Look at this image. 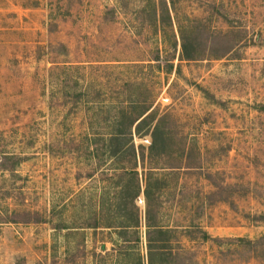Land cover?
Instances as JSON below:
<instances>
[{
  "label": "rangeland",
  "instance_id": "374dc122",
  "mask_svg": "<svg viewBox=\"0 0 264 264\" xmlns=\"http://www.w3.org/2000/svg\"><path fill=\"white\" fill-rule=\"evenodd\" d=\"M147 107L152 264H264V0H0V264H148L142 220L115 226L132 156L100 139Z\"/></svg>",
  "mask_w": 264,
  "mask_h": 264
},
{
  "label": "trees",
  "instance_id": "16d2710c",
  "mask_svg": "<svg viewBox=\"0 0 264 264\" xmlns=\"http://www.w3.org/2000/svg\"><path fill=\"white\" fill-rule=\"evenodd\" d=\"M191 48L186 47L184 41L181 43V58L183 60H192L195 59V56L189 50ZM148 109L144 108L137 116L125 118L123 116L121 119L115 121V126L119 127L118 129L112 131L106 136H101V143L107 146H112L111 154H121L125 150H129L130 155L132 156V163L130 166H121L117 172V191L119 193V198L117 200V207L122 209L123 205V193L125 190L128 192V200L130 201L129 209V221L127 223H122L119 221L115 226L122 228L123 226H128L133 229H136L140 225V220H142V225L144 226V241L145 248L147 251V263L152 264L153 258L155 256H161L163 247L170 241V234L173 232L172 227L169 224H166L162 221V215L160 211L161 202L160 190L162 183V173L156 172L148 167L142 166L140 163V170L137 169V153L138 150H135V146L132 140V131L136 132L142 124H150L152 121L151 114L145 111ZM113 124V123H112ZM152 124V123H151ZM150 124V125H151ZM158 128V122H155L150 127L148 132L150 137V143L148 147L150 148L155 143L156 139H163L162 135L156 134ZM92 140L93 137L91 138ZM164 144V141H162ZM140 151L138 157L142 158L144 156L143 146L140 145ZM137 151V153H136ZM126 177V178H125ZM142 195L143 200V210L140 211L136 199L139 195ZM97 207L99 210H107L112 205L111 201L101 197L97 201ZM88 226H104L109 227L113 226L110 222H98L94 221L93 223H88ZM137 239V236H136ZM102 247V245H101Z\"/></svg>",
  "mask_w": 264,
  "mask_h": 264
}]
</instances>
